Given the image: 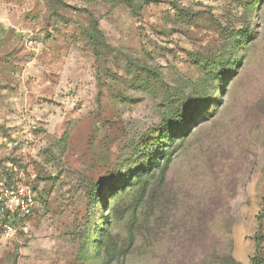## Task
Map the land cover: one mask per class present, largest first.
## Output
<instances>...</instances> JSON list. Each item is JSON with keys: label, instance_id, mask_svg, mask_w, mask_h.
I'll return each instance as SVG.
<instances>
[{"label": "rangeland", "instance_id": "1", "mask_svg": "<svg viewBox=\"0 0 264 264\" xmlns=\"http://www.w3.org/2000/svg\"><path fill=\"white\" fill-rule=\"evenodd\" d=\"M251 1L0 0V176L12 164L38 173L27 232L8 237L0 210L1 264H89L85 230L103 217L89 190L117 181L201 96L198 62L226 57L248 27L254 42L171 147L166 175L126 200L111 232L115 264L264 260V0Z\"/></svg>", "mask_w": 264, "mask_h": 264}, {"label": "trees", "instance_id": "2", "mask_svg": "<svg viewBox=\"0 0 264 264\" xmlns=\"http://www.w3.org/2000/svg\"><path fill=\"white\" fill-rule=\"evenodd\" d=\"M258 4L259 2L253 0L247 4L246 9L250 11ZM127 5L134 8L132 3H127ZM250 32H252L251 27H248L238 33V41L234 42L226 57L222 56V58L214 62L209 59L199 61L198 67L203 72L202 82L198 85L203 91L201 96H198L197 100H192L183 108H178L167 115L164 124L155 138H153L152 143L146 144L141 151L135 154V157L131 158L123 166L126 171L119 173L117 181L107 187L96 184L89 190L90 199H92L98 211H102L103 217L101 220L95 219L85 230L86 242L82 249L83 259L89 257L87 260L91 264H95L98 261L100 262L99 264H115L119 262V257L122 258L124 256L123 247L117 240L114 241L112 239V217L115 221L117 220L122 206L135 193L136 195L138 194V198L142 201L148 191H150L153 176L158 171L162 176L166 175L172 157V153L169 152L171 147L179 140L181 141L180 145H182L188 136L189 129L191 127L194 128L195 123L201 119V115L207 113L205 112V107L213 101V95L217 93L218 88L225 82L227 74L236 68L239 63L235 53L243 50L244 45L254 42V33L252 32L251 35ZM101 36L99 22L92 16L90 40L97 45L99 43L98 37ZM229 54L230 56H228ZM132 164H136L135 169L128 170ZM111 200H114L113 205L115 206L113 216H111L112 212L109 211L108 205ZM134 204L132 215L136 216L141 204H138V202ZM95 215L96 213L93 214V217ZM3 221L6 222L7 219L4 218ZM130 243L133 245L134 241L132 240ZM251 264H264V260L256 256L252 259Z\"/></svg>", "mask_w": 264, "mask_h": 264}, {"label": "built area", "instance_id": "3", "mask_svg": "<svg viewBox=\"0 0 264 264\" xmlns=\"http://www.w3.org/2000/svg\"><path fill=\"white\" fill-rule=\"evenodd\" d=\"M27 45L33 46V40ZM37 180L38 173L25 164H12L1 172L0 210L7 217L4 232L8 237H14L19 229L28 231L27 226L20 222L34 214L37 205L34 185Z\"/></svg>", "mask_w": 264, "mask_h": 264}]
</instances>
